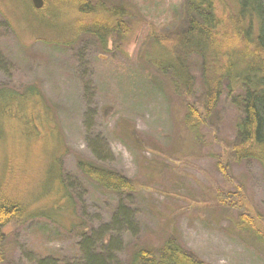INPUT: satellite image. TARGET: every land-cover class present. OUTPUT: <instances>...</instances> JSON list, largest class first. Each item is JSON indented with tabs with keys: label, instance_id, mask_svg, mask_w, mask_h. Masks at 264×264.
<instances>
[{
	"label": "rangeland",
	"instance_id": "rangeland-1",
	"mask_svg": "<svg viewBox=\"0 0 264 264\" xmlns=\"http://www.w3.org/2000/svg\"><path fill=\"white\" fill-rule=\"evenodd\" d=\"M43 1L37 9L32 0H0V88L38 86L52 120L39 152L9 144L4 153L0 144V173L21 166L22 194L39 196L51 166L59 185L49 196L60 201L1 227L0 264H37V257L65 264L80 256L86 234L100 249L120 235L113 264H132L140 245L157 248L170 236L209 264H264V245L235 224L245 213L264 225V166L222 154L241 109L224 89L208 123L191 132L184 118L187 104L203 97L201 58L189 59V98L145 57L150 27L187 25L184 0H107L134 6L142 18L106 49L92 34L73 32L77 12L67 2ZM222 158L230 177L218 168ZM80 159L126 176L134 189L104 188L83 174ZM120 206L130 223L116 231Z\"/></svg>",
	"mask_w": 264,
	"mask_h": 264
},
{
	"label": "trees",
	"instance_id": "trees-1",
	"mask_svg": "<svg viewBox=\"0 0 264 264\" xmlns=\"http://www.w3.org/2000/svg\"><path fill=\"white\" fill-rule=\"evenodd\" d=\"M58 1L60 4L67 2L77 12L73 32L92 34L104 49L109 40L118 36L124 38L133 31L135 17L142 18L134 6L107 0ZM183 4L187 25L164 32L150 27L147 37L150 48L145 57L168 78L172 88L181 89L189 98L194 92L189 59L200 57L203 97L200 102L189 100L184 118L186 127L196 132L206 125L226 89L234 105L241 109L242 117L235 139L224 147L222 154L227 151L236 162L253 159L264 166V0H184ZM0 104V144L4 153L9 144L21 146L22 153L29 156L37 146L35 153L39 152L44 146L45 135L51 130L52 120L38 86L29 85L22 92L0 88ZM11 152L19 154L15 150ZM12 153L8 154L11 156ZM78 167L85 176L108 190L134 189L126 176L94 162L80 159ZM218 168L230 177L229 165L223 158L218 161ZM5 169L0 173V233L1 227L15 218L42 215L45 212L42 210L52 208L60 201L49 196L53 192L50 189L52 183L56 184L55 188L59 185L53 167H49L44 177L46 191L43 189L39 196L36 190L30 195L22 194L21 166L11 168L10 163ZM44 196L48 198L46 203L39 207L32 205L33 199ZM112 223L116 231L130 223L129 212L124 206L114 214ZM235 224L264 245V225L260 226L257 217L240 213ZM119 236H113L100 249L94 237L86 234L80 242V256L65 261V264H113L116 248L120 245ZM36 263L59 264V261L52 257H37ZM132 264L209 263L170 236L157 248L140 245Z\"/></svg>",
	"mask_w": 264,
	"mask_h": 264
},
{
	"label": "water",
	"instance_id": "water-1",
	"mask_svg": "<svg viewBox=\"0 0 264 264\" xmlns=\"http://www.w3.org/2000/svg\"><path fill=\"white\" fill-rule=\"evenodd\" d=\"M32 2L34 4L35 8H37V9L42 8L43 5H44V1L43 0H32Z\"/></svg>",
	"mask_w": 264,
	"mask_h": 264
}]
</instances>
